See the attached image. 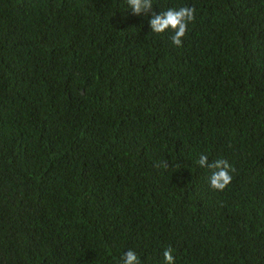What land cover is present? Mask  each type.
<instances>
[{"label": "trees", "instance_id": "16d2710c", "mask_svg": "<svg viewBox=\"0 0 264 264\" xmlns=\"http://www.w3.org/2000/svg\"><path fill=\"white\" fill-rule=\"evenodd\" d=\"M152 3L0 0V264H264V0Z\"/></svg>", "mask_w": 264, "mask_h": 264}, {"label": "clouds", "instance_id": "9594fccd", "mask_svg": "<svg viewBox=\"0 0 264 264\" xmlns=\"http://www.w3.org/2000/svg\"><path fill=\"white\" fill-rule=\"evenodd\" d=\"M127 5L131 8L134 15L148 14L152 12V0H127ZM196 9L194 7L182 6L178 9L169 8L166 11L156 14L152 12V18L149 21L151 32L163 34L171 30L172 43L180 47L182 40L186 36L189 24L196 19ZM200 168L211 170L209 184L213 190L224 191L233 180V173L236 169L225 159H217L209 163V157L206 154H201L197 161ZM167 169L168 161L157 165ZM166 264H175V258L172 254V249L168 248L163 253ZM120 264H142L141 259L135 251L128 250L120 259Z\"/></svg>", "mask_w": 264, "mask_h": 264}]
</instances>
